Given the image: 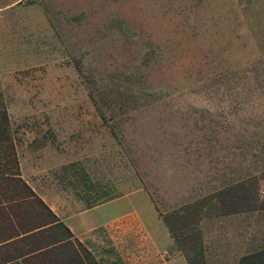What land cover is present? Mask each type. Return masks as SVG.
Returning <instances> with one entry per match:
<instances>
[{"label": "rangeland", "instance_id": "rangeland-1", "mask_svg": "<svg viewBox=\"0 0 264 264\" xmlns=\"http://www.w3.org/2000/svg\"><path fill=\"white\" fill-rule=\"evenodd\" d=\"M0 99L39 197L137 185L81 215L96 264L264 247V0H0Z\"/></svg>", "mask_w": 264, "mask_h": 264}, {"label": "trees", "instance_id": "trees-1", "mask_svg": "<svg viewBox=\"0 0 264 264\" xmlns=\"http://www.w3.org/2000/svg\"><path fill=\"white\" fill-rule=\"evenodd\" d=\"M74 173L72 171L73 176ZM82 176L79 178L82 185L93 193H77L84 207L110 200L137 187L130 186L120 192L96 191L93 187L97 185L90 184L88 178ZM161 220L169 228L167 221ZM191 252L193 255L181 253L187 264H207L200 244ZM0 264H96L91 253L20 177L9 119L1 99ZM231 264H264V247L246 251Z\"/></svg>", "mask_w": 264, "mask_h": 264}, {"label": "crops", "instance_id": "crops-1", "mask_svg": "<svg viewBox=\"0 0 264 264\" xmlns=\"http://www.w3.org/2000/svg\"><path fill=\"white\" fill-rule=\"evenodd\" d=\"M13 2L9 3L8 6H10ZM133 192L124 193L120 196H117L115 198H112L110 200L101 202L99 204H96L91 207H79L76 206V201L69 198H63L57 196L55 193L48 194L46 197L41 196L42 200L48 205V207L56 214V216L59 218V220L64 223L68 229L71 231L72 235L76 238L85 237L89 232H91L93 229L101 226H105L106 224L110 223L117 217H113L108 219L103 224L90 222L87 217H81L82 214H84L88 209L92 207L99 206L101 204H109L116 201L125 200L130 196ZM39 195V194H38ZM79 216V218H77ZM123 216V215H122ZM119 217V216H118ZM121 217V216H120ZM170 238V237H169ZM171 239H170V246ZM181 257L184 261V257L180 253H176L175 255L171 256L165 264H169L171 260H173L175 257ZM186 263V261H185ZM187 264V263H186Z\"/></svg>", "mask_w": 264, "mask_h": 264}]
</instances>
